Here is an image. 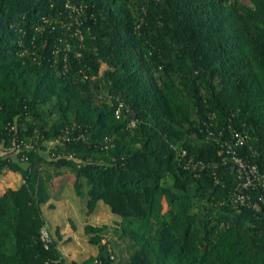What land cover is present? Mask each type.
Returning a JSON list of instances; mask_svg holds the SVG:
<instances>
[{
	"label": "trees",
	"instance_id": "16d2710c",
	"mask_svg": "<svg viewBox=\"0 0 264 264\" xmlns=\"http://www.w3.org/2000/svg\"><path fill=\"white\" fill-rule=\"evenodd\" d=\"M235 131L264 174V0H0V172L22 178L0 194V264H123L105 224L83 226L81 262L43 247L65 169L120 217L126 264H264Z\"/></svg>",
	"mask_w": 264,
	"mask_h": 264
},
{
	"label": "rangeland",
	"instance_id": "374dc122",
	"mask_svg": "<svg viewBox=\"0 0 264 264\" xmlns=\"http://www.w3.org/2000/svg\"><path fill=\"white\" fill-rule=\"evenodd\" d=\"M248 4V0H240ZM105 65H102V69ZM75 175L70 170H63V174L52 179L51 198L43 204L45 226L52 239L58 243V248L64 260L82 261L97 253V247L88 243V236L83 231L85 224L107 226L103 241L111 248L114 262L127 263V256L132 244L118 232L120 217L110 211L109 206L98 200L90 208L85 196L86 187L82 186V194L74 187ZM22 182L17 172H0V194L6 187L16 188ZM163 209L166 204L163 202Z\"/></svg>",
	"mask_w": 264,
	"mask_h": 264
},
{
	"label": "built area",
	"instance_id": "2783aa9c",
	"mask_svg": "<svg viewBox=\"0 0 264 264\" xmlns=\"http://www.w3.org/2000/svg\"><path fill=\"white\" fill-rule=\"evenodd\" d=\"M231 143L227 144L229 151L232 154V159L236 165L238 176L243 178L242 187H255L257 190L261 188L259 193V199H264V174L261 173L256 164H250L244 161V159L238 155V149L241 145L245 144L246 136L235 131L232 135ZM228 151V152H229ZM244 195L237 193L236 199L244 201ZM249 198V196H246ZM40 241L44 248H48L51 242V236L48 229L44 226L40 229ZM112 257V256H111Z\"/></svg>",
	"mask_w": 264,
	"mask_h": 264
},
{
	"label": "crops",
	"instance_id": "0c3cea01",
	"mask_svg": "<svg viewBox=\"0 0 264 264\" xmlns=\"http://www.w3.org/2000/svg\"><path fill=\"white\" fill-rule=\"evenodd\" d=\"M94 255V254H93Z\"/></svg>",
	"mask_w": 264,
	"mask_h": 264
}]
</instances>
